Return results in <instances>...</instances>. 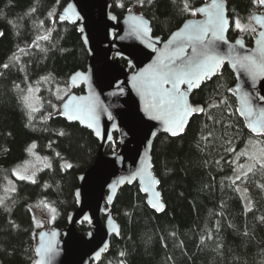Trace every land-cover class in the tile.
I'll return each instance as SVG.
<instances>
[{"label": "trees", "instance_id": "obj_1", "mask_svg": "<svg viewBox=\"0 0 264 264\" xmlns=\"http://www.w3.org/2000/svg\"><path fill=\"white\" fill-rule=\"evenodd\" d=\"M205 1L188 3L195 10ZM225 1L231 20L229 39L241 36L252 45L258 28L250 16L262 11L261 3ZM68 2L0 0V197L13 170L28 158L31 144L50 161V167L38 171L35 182L16 180L15 191L0 205V264L35 263L36 210L52 212L50 228L65 227L77 207L79 175L92 165L100 146L93 133L60 113L69 93L84 91L72 88L69 77L84 70L89 59L79 23L59 18ZM184 3L111 0V10L119 19L135 10L149 20L153 35L166 39L185 20L198 17L184 11ZM237 19L247 30L235 27ZM44 35L50 38L37 39ZM4 64L9 67L3 68ZM234 84V74L224 65L191 94V102L206 111L193 114L182 134L155 138L153 171L165 210L158 213L150 207L138 183L122 187L109 207L120 234L112 237L102 259L91 264H264V155L246 177L233 179L242 159L238 155L251 142L264 147V135L250 133L236 112ZM31 87L39 88L37 111L24 101ZM223 98L227 108L209 107ZM118 149L115 133L105 153ZM240 187L249 196V208L237 190ZM77 229L86 233L89 225L82 223Z\"/></svg>", "mask_w": 264, "mask_h": 264}, {"label": "water", "instance_id": "obj_2", "mask_svg": "<svg viewBox=\"0 0 264 264\" xmlns=\"http://www.w3.org/2000/svg\"><path fill=\"white\" fill-rule=\"evenodd\" d=\"M216 3L223 4V15L228 20L223 33L226 43L219 42L217 48L218 54L225 59L216 74L224 65L234 74L233 91L238 108L242 106L240 97L245 92L251 94L254 109L264 108V101L258 99L264 96V78L257 80L253 87V81L239 67L232 66L233 57L254 53L260 47L259 42L264 40L260 35L264 32V4H261V12L250 16L252 24L258 30L252 45H247L241 36L229 39L231 20L227 3L225 0H216ZM212 4L213 0H207L199 5L196 9L204 8L205 11H197L198 17L185 20L166 39L153 35L149 20L135 10L119 19L111 10V0H69L59 12V18L64 15L63 20L79 23L81 38L89 54L86 68L74 71L69 77L72 88L83 87L84 91L69 93L60 104V113L64 111V105H69L72 114L81 115L82 118L69 120L66 115L61 114L62 117L88 129L99 140L100 146L92 165L79 175V185L75 191L77 207L69 213L67 225L37 231L34 264L41 260L44 264L98 263L109 249L112 237L120 234V225L109 207L114 204L119 190L125 185L138 183L149 206L156 203L163 207L160 210L152 207L154 210L158 213L165 210L159 179L153 171L152 148L158 135H173L166 130L170 125L152 118L157 113L149 114L146 111L151 96L141 87L140 82L141 79H150L152 69L160 62L167 63L166 58L174 55L175 48L183 39V34L189 30V25L202 24L209 19L208 13L213 11ZM65 9H68L66 13ZM133 17L147 22L146 35L138 36L133 32ZM238 40L242 42V46L236 43ZM186 51L191 54V48ZM121 60H125L127 65L121 64ZM180 88L187 91L188 102L193 107H202L191 102V94L198 88L187 90V85H181ZM84 105L97 106L96 120H90L75 111L77 106ZM192 115L186 118L184 130ZM242 117L247 124V118ZM248 130L252 133L249 128ZM115 133L118 135L119 149L117 152L105 153L108 144L114 140ZM140 171H143V176L135 175ZM149 178L158 183L150 184ZM145 188L149 190L144 191ZM155 193H159V196ZM82 223L89 225L86 233L77 229ZM48 245H51L52 253L45 254L43 248ZM38 249L41 250L40 254Z\"/></svg>", "mask_w": 264, "mask_h": 264}, {"label": "snow or ice", "instance_id": "obj_3", "mask_svg": "<svg viewBox=\"0 0 264 264\" xmlns=\"http://www.w3.org/2000/svg\"><path fill=\"white\" fill-rule=\"evenodd\" d=\"M139 3H143L144 0H138ZM261 4H264V0H259ZM213 11L208 13L209 19L195 26L189 25V30L183 34V39L176 46L174 55L167 57V63L160 62L152 69L151 78L147 81L141 79V87L147 90L151 96V102L146 105V111L149 114L153 112L157 113L152 118L156 120H163L166 125H170L166 130L169 131L173 136L178 135L184 131V124L186 123V118L192 114L203 113L206 111L203 107H193L187 99V91H182L180 86L187 85V90L194 88H199L201 83L211 79L212 76L216 74V70L219 69L225 59L224 56H221L217 52L219 42L223 41L226 43L223 33L226 31L228 20L223 15V4L216 3V0H213L212 4ZM184 11H192V14L195 12H204V8L200 9H191L188 3V0H185ZM68 9H65V13ZM53 13H49V16H52ZM60 19H65L64 15L60 16ZM259 19V18H258ZM135 21V27L133 32L140 35H146L148 32L147 22L144 20H137L133 17ZM43 23V22H41ZM235 27L240 30H247L245 26L241 24L239 19L235 21ZM255 31V29H252ZM209 32L211 36H209ZM2 35V33H0ZM180 36L181 34H177ZM261 37H264V32L260 33ZM49 35H44L38 37V40H48ZM237 44H241V41H237ZM260 47L252 54H247L241 57H233V67H239L245 75H247L253 81V87L255 83L260 78H264V40H261ZM39 45L37 44V47ZM151 46V45H149ZM187 48H191V54L189 55L186 51ZM23 51V50H21ZM13 60H17L18 57L13 56ZM9 64H4L3 68L7 69ZM80 75V74H77ZM166 85L168 87H166ZM29 92L32 90L29 89ZM231 91V89H229ZM259 100L264 101V96L258 97ZM241 107L236 109V112L240 116L247 118L246 126L250 131L257 136L264 135V108L259 110L254 109L252 103V97L250 93H243L240 97ZM24 101L27 107L31 108L32 111H37L38 109L32 108L28 104V97H24ZM223 106L227 108L229 105L227 103V98H223L219 103L210 104V108H220ZM69 105H64V111L62 115H66L69 120H79L82 118L81 115H74L69 110ZM97 106L96 105H84L77 106L75 111L81 113L84 116H87L90 120H96L97 116ZM211 119V117H209ZM92 127V124L88 125ZM63 135V133H61ZM99 135V132H97ZM211 135V133H209ZM206 139V138H205ZM32 148H35L33 144L29 148V152L32 151ZM226 151H234V149H226ZM241 155H246V153H241ZM50 167V165H48ZM71 167V165H68ZM243 167V166H241ZM261 167L264 168V163H261ZM252 167L248 168V172H251ZM13 174L17 176L19 180H29L32 177L28 175H20L13 170ZM135 175L143 176V171L137 172ZM241 176H247V173H241V175L236 176V180L241 179ZM32 182H35L32 180ZM123 183V181H121ZM149 183H158L149 178ZM235 183V181H233ZM264 187V186H261ZM148 188H145L144 191H148ZM239 190V189H237ZM11 191H15L14 188ZM158 197L159 193H155ZM4 203L3 199H0V205ZM152 207L160 210L163 206L157 205L156 203L152 204ZM54 211V209H53ZM264 219V218H262ZM40 254L41 250H37ZM45 254L52 253L51 245L43 248ZM99 255V253H97ZM123 255V253H121ZM37 264H44L43 260L37 262ZM123 264V262H121Z\"/></svg>", "mask_w": 264, "mask_h": 264}, {"label": "rangeland", "instance_id": "obj_4", "mask_svg": "<svg viewBox=\"0 0 264 264\" xmlns=\"http://www.w3.org/2000/svg\"><path fill=\"white\" fill-rule=\"evenodd\" d=\"M32 91L27 92L26 96L28 97V104L32 106V108L38 109L40 106V97H39V88L38 87H31ZM29 108V107H28ZM31 110V108H29ZM32 111V110H31ZM35 144V143H33ZM31 144L29 148L33 145ZM36 145V144H35ZM28 148V158L18 167L15 168L16 172L20 175H28L32 177L29 180H35L36 175L40 169H44L50 165V161L41 156L36 151L35 148H32V151L29 152ZM241 153H246V155H241ZM238 155V158L242 156L240 162L237 163L235 172L233 174V179H236L237 175H241V173H247L248 168L255 167L256 164L262 162V158L264 155V147L261 145L259 141L249 143ZM243 166V167H241ZM16 180H19L16 175L13 174V178L7 180L3 187V192L0 199H5L10 193L12 188H16ZM239 193L242 196L246 207H250V199L249 196L244 188H239ZM52 212L46 209H37L35 212V219L38 225V230L43 228H50L51 220H52Z\"/></svg>", "mask_w": 264, "mask_h": 264}]
</instances>
